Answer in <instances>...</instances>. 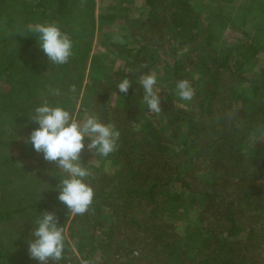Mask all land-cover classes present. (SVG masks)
Segmentation results:
<instances>
[{
  "label": "trees",
  "instance_id": "1",
  "mask_svg": "<svg viewBox=\"0 0 264 264\" xmlns=\"http://www.w3.org/2000/svg\"><path fill=\"white\" fill-rule=\"evenodd\" d=\"M259 2L245 0L243 11L227 0H144V15L128 22L130 41L110 43L123 63L102 71L88 69L93 0H0V228L25 224L34 230L40 213L55 212L67 228L59 264H93L98 252L99 264H264V64L252 69L264 55V25L254 18L255 12L264 15ZM73 11L83 30L69 36V63L54 65L27 25L60 28ZM231 25L241 27L246 40L230 42L225 34ZM159 63L175 90L187 79L196 96L189 102L177 91L169 94L161 99L162 112L153 113L157 121L137 129L150 111L140 77ZM125 77L132 84L126 95L117 89ZM87 85L94 89L85 96ZM44 99L59 106L70 101L71 115L79 102V112L87 106L120 132L118 150L105 157L113 171L90 170L95 201L82 216H70L57 199L62 174L55 163L27 143L24 154L14 137L18 120L30 121L24 104ZM94 157L85 150L82 161ZM22 176L45 180L42 189L13 203L11 184ZM192 211L194 224L181 233L177 221ZM10 261L0 244V264Z\"/></svg>",
  "mask_w": 264,
  "mask_h": 264
},
{
  "label": "clouds",
  "instance_id": "2",
  "mask_svg": "<svg viewBox=\"0 0 264 264\" xmlns=\"http://www.w3.org/2000/svg\"><path fill=\"white\" fill-rule=\"evenodd\" d=\"M27 30L39 35V47L52 64L69 63L74 55V44L58 25L30 23ZM139 83L144 89L143 102L151 112L159 115L162 112V101L156 75H143ZM131 87L127 77L117 85L118 92L125 95ZM71 90L75 91V88ZM176 91L181 101L190 102L196 96V89L187 79L177 81ZM49 93L52 96L60 95L58 89L49 88ZM29 119L39 127L30 133L25 142L37 153L43 154L46 162L55 163L62 174L56 189L57 199L67 207L70 216L88 213L95 201V190L87 182L92 173L83 165L82 154L87 150L94 156L108 157L119 148L120 132L114 125H106L95 116L76 120L69 111L50 105L47 99L34 109ZM254 139L255 134H252L250 140ZM85 140L89 142L86 144ZM34 225L30 236L35 239L27 241L30 258L40 261L41 264H49L50 261L52 264H59L65 258V237L59 217L55 212L45 211L40 213Z\"/></svg>",
  "mask_w": 264,
  "mask_h": 264
},
{
  "label": "rangeland",
  "instance_id": "3",
  "mask_svg": "<svg viewBox=\"0 0 264 264\" xmlns=\"http://www.w3.org/2000/svg\"><path fill=\"white\" fill-rule=\"evenodd\" d=\"M22 3H32L34 0H19ZM191 2H199L200 0H190ZM144 0H135L132 3L124 2V0H93L92 10L95 15V27H94V37L92 43V51L88 60V69L100 68L103 70H115L117 67L123 63L124 60L117 55L113 49H110V43L113 44V47H118V44H127L130 41V36L128 34V22L131 21V18L139 17L141 14L144 15L143 7ZM245 0H227V4L231 6H238L239 10L245 11ZM24 3V4H25ZM259 7L258 11H264V2H259L257 4ZM116 15V18L110 21V15ZM66 19L61 20L60 29L66 31V33L70 36L71 33L75 35L70 36L71 38H75L76 33L80 34L83 30L82 23L79 21L78 13L73 11V14L69 16L66 15ZM255 23L264 25V15H259L257 12L254 14ZM249 19L247 22H240L241 27H248ZM241 27L231 25L228 27L226 31V36H228V40L230 42H242L246 40V36L241 31ZM30 32V31H29ZM33 33V32H32ZM110 35V36H109ZM39 44V42H38ZM129 45V44H128ZM165 58V56H164ZM257 65L252 67V69L258 70L264 64V55H261V58L256 59ZM30 58L25 61L29 63ZM151 74H155L157 77L158 84L157 86L161 89L160 98L167 99L169 94L176 96V90L174 89V84L171 80H165L166 75L164 71V66L162 64H158L155 66ZM87 84V83H86ZM93 87L85 86L83 95H89L93 93ZM82 95V96H83ZM67 100V98H65ZM121 103L123 102V98H120ZM126 101V100H124ZM252 102V101H251ZM52 106H59V103H52L49 101ZM70 101H65L61 106L65 110L68 111V108L71 109ZM42 103L34 102L31 104L30 101L26 102L22 108L25 109L26 116L34 113V109L37 106H40ZM80 106V103L78 104ZM79 106L76 110H74L73 118L76 120L84 119L86 116H95L94 112L90 110L87 106H84L82 111L79 110ZM20 107V102H19ZM148 114V113H147ZM146 115V114H145ZM141 115L140 120L137 122V129H142L145 126L147 120L157 121V116L153 114V112L149 111L145 120L142 118L145 116ZM24 119L18 120L20 123V127L15 128V138L17 139L20 150L26 154L28 152V147H26V136L36 128L39 127L38 124L28 121V117H23ZM32 127V128H31ZM86 144L89 142L85 140ZM172 146V145H171ZM35 151V150H34ZM112 161L106 160L105 157L95 156L92 159L82 161L85 167H88L92 171H103L111 173L114 169ZM28 170H37V167H29ZM33 171V172H34ZM35 176V175H33ZM23 178H17L12 181L11 184V192L12 196H10V200L15 203L21 199V195L23 193H36L37 189H42L41 182H44L45 179H38L36 177L22 176ZM40 183V184H39ZM40 191V190H38ZM14 206H10L8 209H12ZM195 212L189 213V218L186 216L182 217V220L177 221L179 225V231L181 233H185L193 224H194ZM33 231L32 227H26L25 224H22L19 227H15L13 224L5 225L0 228V244L1 249L5 254L11 259L9 264H38V261L30 258L28 252V243L29 239H35V237L30 236ZM64 234H67V228L63 230ZM136 254V253H135ZM80 258V256H79ZM93 264H99L102 261V256L98 252L90 258ZM40 264V263H39Z\"/></svg>",
  "mask_w": 264,
  "mask_h": 264
}]
</instances>
